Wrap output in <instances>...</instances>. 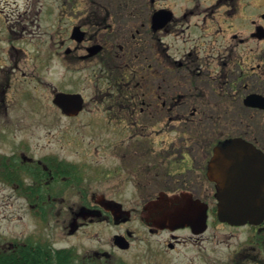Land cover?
I'll use <instances>...</instances> for the list:
<instances>
[{
  "label": "flooded vegetation",
  "instance_id": "1",
  "mask_svg": "<svg viewBox=\"0 0 264 264\" xmlns=\"http://www.w3.org/2000/svg\"><path fill=\"white\" fill-rule=\"evenodd\" d=\"M39 1L25 0L15 22L0 9V122L28 113L10 93L30 99L46 81L48 111L76 128L68 139L0 141L10 145L0 149V195L16 200L19 221L34 219L31 229L0 231V264H112L114 250L146 233L166 251L195 246L207 264L223 259L213 256L222 246L229 264H264V0ZM51 66L75 86L43 76ZM59 93L79 101L65 109ZM218 153L233 157L230 194L246 201V223L221 219ZM103 223L112 250L89 244ZM69 236L78 241L64 243Z\"/></svg>",
  "mask_w": 264,
  "mask_h": 264
},
{
  "label": "rangeland",
  "instance_id": "2",
  "mask_svg": "<svg viewBox=\"0 0 264 264\" xmlns=\"http://www.w3.org/2000/svg\"><path fill=\"white\" fill-rule=\"evenodd\" d=\"M54 2L55 1L53 0H40L38 6H41L40 3ZM162 2L163 4H177L178 6L185 4V1L182 0H162ZM18 3H20L19 10L17 9ZM25 6V0H0V9H4V12H2L3 15L6 18H10V21L12 22L16 21L20 13L24 11L23 7ZM14 10L15 12H13ZM44 23L45 26L41 27V30H46V34L42 33L43 35L37 40L39 41L38 44H41L43 47L42 57L45 62L48 58V49L50 41L52 40L50 32L53 31V26L51 21L46 20ZM21 42H23L20 43L21 46H24L27 51H30L29 55L27 54V59L22 58L25 60V67L27 70H30L33 67V61H36L33 60L32 56L34 55L33 52H31L33 41H28L26 39ZM2 43H0V45H2ZM32 50L35 49L33 48ZM18 56L21 55H15L14 59L18 58ZM1 57L2 56L0 55V59ZM42 72L44 73L43 76L50 80L54 85H61L62 88L66 89L75 86V84L71 81V75L69 73H64L63 70L62 79H60L61 74L56 71L54 66L45 67L42 69ZM28 79V81L26 80V89L31 91L34 87L31 71H29ZM39 85V88L34 91L33 96H31L30 99L20 100V97H17L15 92H13V94L10 93L9 97L13 99V108L24 109L23 107H25L28 108V113L25 114V109L24 112L23 110H15L12 112L10 111L8 117L2 118L0 127L3 126L5 129L0 130V141H18L23 137L29 141L57 140L60 137L68 139L70 132L75 130V123H71L70 120L64 117H58L54 112L48 111L54 109L51 101L52 94L50 85L46 81L44 83H40ZM78 87H83V85L79 84ZM1 144L0 149H10L9 143ZM15 201L16 200L11 199L9 196L0 195V231H20L26 222H28L30 229L33 227L34 219L32 215H29L28 218L25 217L23 221H19L16 218L24 213L20 211L17 206H15L17 204ZM13 203H15V205H13ZM111 232L112 230L110 231L104 223L95 224L94 231L90 235V237L94 239L89 240V244L93 243L94 246H104L106 249L112 250L113 246L111 245L110 240V238H112ZM65 240L66 241H64V243H73L78 241V236L65 237ZM228 252L229 249L222 246L221 251L213 256L221 257L223 259H219L216 263H214L229 264L226 259ZM114 253L117 255L116 257H121L126 264H207V262L202 259H198L199 256L195 246H181L176 251H166L165 245L155 244L154 239L148 233H146V237L144 236L142 239L138 240L130 250L121 251L116 249L114 250ZM115 261L117 260L114 259L112 264H116Z\"/></svg>",
  "mask_w": 264,
  "mask_h": 264
},
{
  "label": "water",
  "instance_id": "3",
  "mask_svg": "<svg viewBox=\"0 0 264 264\" xmlns=\"http://www.w3.org/2000/svg\"><path fill=\"white\" fill-rule=\"evenodd\" d=\"M75 96L76 95L74 94L59 93L57 94L55 101L60 103L65 109H70L74 107L65 105V103L71 100L79 101V99L74 98ZM76 107L79 106L75 105V108ZM232 158L233 157L229 153L227 154L218 153L211 163V176L215 178L218 182H220L222 185L219 193V197L221 198V209H220L221 219L225 221H229L231 223H246L248 219L251 217L250 212L245 209V206L247 204L246 201L236 204L233 202L232 196L230 194V189L236 186V179L227 177L231 175H230V170H227L225 166L231 163ZM220 167L222 168L221 170L219 169ZM239 206H242L243 210L239 209ZM121 239L122 237L117 236L116 242L122 247H127L126 245L123 244Z\"/></svg>",
  "mask_w": 264,
  "mask_h": 264
},
{
  "label": "trees",
  "instance_id": "4",
  "mask_svg": "<svg viewBox=\"0 0 264 264\" xmlns=\"http://www.w3.org/2000/svg\"><path fill=\"white\" fill-rule=\"evenodd\" d=\"M93 264H102V263H100V261L97 260V261L93 262ZM116 264H126V262L122 258H119L116 261Z\"/></svg>",
  "mask_w": 264,
  "mask_h": 264
}]
</instances>
